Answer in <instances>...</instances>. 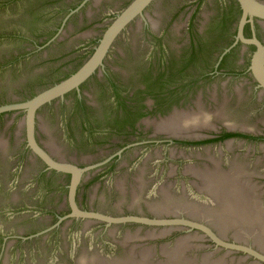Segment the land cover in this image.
Listing matches in <instances>:
<instances>
[{"label":"flooded vegetation","instance_id":"obj_1","mask_svg":"<svg viewBox=\"0 0 264 264\" xmlns=\"http://www.w3.org/2000/svg\"><path fill=\"white\" fill-rule=\"evenodd\" d=\"M132 1L29 0V9L33 14L32 20L28 23L32 33L29 40L33 46L30 53L42 54L45 60L79 56L78 49L87 48L88 45L83 36L85 31L89 28L107 26ZM257 1L264 4V0ZM48 2L60 3L57 5L55 18L51 11L43 10ZM155 16L161 19L156 20ZM243 16L244 9L240 0H153L144 11V19L140 22L141 28L145 34L151 35L157 41L164 38V35L175 36L176 44L170 46L164 42L159 53L113 51L120 36L132 31L130 30L132 26L138 24L134 21L118 36L102 65L90 77L64 97L37 110L35 126L37 143L56 160L66 161L82 169L92 166V169L83 172L77 187L75 201L80 209L112 216L166 217L167 214L151 211V206L149 211H134L129 207L116 214L90 208L87 205L90 202L91 185L96 182H100V185L108 182L107 191L115 194L109 196L111 200H117L119 203L141 202L148 207V204H154V201L163 200V195L152 186L156 179H149L146 170L149 169L150 173L156 169L163 172L167 167H171L177 171L176 177L182 175L180 174L182 171L186 176L185 171L192 167L213 166L212 158L220 162L224 170H229L231 162L238 160L240 162L238 164L248 172L249 184L255 183L257 192H261L260 200L264 206V125L260 129L250 128L232 120V116H227L229 107L236 110L235 108L241 106L246 92L253 96L251 101L264 107V86L253 69V58L259 47L255 42L244 40H255L264 46V18L248 14L241 30ZM179 23L182 24V31L176 27ZM101 37L94 39L97 45ZM96 46L83 64L92 56ZM37 74L42 73L33 75ZM66 78L48 84L45 89ZM31 97L11 100L1 105L26 101ZM46 108L51 110L68 108L67 111L71 109L72 116L77 115L78 121L75 125L71 117L67 119V127L81 149L92 151L89 156L79 161L66 160L57 158L50 152L42 140L45 134L39 130L40 113ZM208 108L212 110L208 111ZM213 112L219 113L221 120L212 123ZM10 113L12 112L1 113L0 120L9 118L6 115ZM185 113L199 115V124L203 118L212 125H204L193 130L191 127L188 132L180 134L156 131L155 123ZM17 114L16 119L21 118L20 122L15 121L18 131L11 135L10 144L0 149V211L4 208L11 210L10 215L17 212L20 203L26 199L21 193L31 189L30 185L40 187L48 194L37 201L40 208L33 216L31 215L30 228L0 227V264H10L7 257L12 247H23L14 255L16 262L20 263L29 252L30 246L44 247L53 234H62L68 226L77 225L84 231L95 223L109 227L104 221L88 223L85 219L73 215L69 196L72 174L50 167L32 149L26 125L21 124L25 112ZM76 128L79 132H76ZM236 140L251 147L245 153L241 151L235 154L227 146ZM211 143H218L220 147L214 156L208 154L206 150L210 148L208 144ZM198 146L204 151L200 156L196 154L197 149H200L196 148ZM171 147H175V155L170 153ZM181 147L185 150L180 151ZM187 149L190 150L189 153ZM125 169L127 170L121 185H118L116 180L112 181L114 174ZM188 176L190 178L182 182L184 186L182 190L187 194L185 197L199 206L213 205V197L207 191L197 189L194 183L196 177L190 173ZM150 187L153 192H148ZM50 202L52 204L48 205ZM178 215L204 223L225 244L218 243L212 235L198 228L176 229L168 236L180 233H185L184 237L195 235L194 242L198 240L197 238L205 237L210 242L208 247L213 249L214 253L225 251L222 256L226 258L233 253L237 254L232 260L236 264L244 262L264 264V259L249 249L262 255L264 251L250 241L247 242L248 239L242 240L233 234L228 235L233 231L222 236L205 219L203 221L202 218L187 213ZM120 225L128 226L129 231H132V225H139L138 230L146 233L145 228L151 227L138 223ZM151 228L154 231L164 230L161 226ZM199 232L203 234L198 236ZM183 236L173 239L177 241L176 239ZM154 237L147 238L149 239L147 241L150 242ZM133 239L125 245L111 244L118 253L124 254L123 256H104L101 260L115 261L132 256L131 246H134V254L138 258L139 252L146 248L154 252L153 260L156 256L162 255L161 249L164 246L162 243L133 245L132 241H143L146 238L138 236ZM227 244L245 247L248 250L231 248ZM197 245L199 248L203 244ZM70 263L80 264L79 260Z\"/></svg>","mask_w":264,"mask_h":264},{"label":"water","instance_id":"obj_2","mask_svg":"<svg viewBox=\"0 0 264 264\" xmlns=\"http://www.w3.org/2000/svg\"><path fill=\"white\" fill-rule=\"evenodd\" d=\"M152 1L133 0L114 20L112 18L113 21L108 24L109 26L107 25L108 27L87 29L83 36L85 37V43L88 45L86 44L87 48L81 47L78 49L79 56L45 60L42 54L33 55L30 53L33 51V46L29 40V36L32 33L28 23L32 20L33 14L29 9V0H0V105L11 100H24L26 97L36 94L26 101L0 106V114L12 112L6 115L9 118L0 120V149L2 150L10 144L11 135L18 131L15 121L20 122L21 120V118L16 119L18 118L17 113L24 111L25 117L21 124L26 125L28 141L32 149L50 167L72 174L69 196L71 207L74 211L73 215L85 219L88 223L104 221L109 226L106 228L101 223H95L90 225L86 231L81 230L77 225L68 226L62 234H53L44 247L30 246L29 252L24 255L20 263L16 262L14 255L17 252L19 253L23 247H12L7 257V260H10V264H71L70 261L73 260H79L80 264H236L232 260H234L233 256L237 254L233 253L226 258V256H222L226 253L225 251L218 252V254L214 253L213 249L208 247L210 242L205 237L197 238L198 240L194 242L195 235L184 237L185 233H180L168 236L176 229L198 228L212 235L218 243H224L204 223L195 219L182 218L178 213L191 214L193 217L209 221L222 236H226L229 231H233L228 233V235L233 234L237 239H248L247 242L250 241L264 251V206H262L260 200L261 192H257L255 183L249 184L248 172L243 166L238 164L240 163L238 160L234 159L235 161L231 162L232 165L229 170H224L220 162L212 158L214 161L213 166L206 168L192 167L185 171L186 176L182 171L180 173L182 175H178V177H176L177 171L171 167H167L163 172L156 169L150 173L149 169L146 170L149 179H156L152 186H155L156 191H160L163 195V200L154 201V204H148V207H145V204L141 202L119 203L117 200H111L109 196H114L115 194L107 191L108 182L101 185L100 182H96L91 185L89 191L90 202L87 206L90 208L103 210L109 214H116L127 210L129 207L134 211H149L151 206V211L167 214L166 217L159 218L139 215L112 216L101 212L82 210L75 201L77 187L82 174L85 170L92 169V166L82 169L66 161L56 160L36 141L37 110L47 103L64 97L65 94L78 88L90 77L102 65L107 52L118 36L134 21H137L138 24L136 23L132 26L130 29L132 31H127L120 36L113 47V51H135L141 52V54L155 51L159 53L164 42L170 46L177 43V37L168 35H164V38L160 41L154 40L151 35L145 34L141 28L140 22L141 19H144V11ZM240 2L244 9V16L240 26L241 30L248 14L264 18V4L259 3L257 0H240ZM58 4L60 3L48 2L43 7V10L51 11L54 16L57 13ZM160 19L161 17H156V20ZM42 24L45 25L46 23ZM176 27L179 31H182V24L179 23ZM100 37L101 39L97 45L94 39ZM244 40L258 44L259 48L253 58V69L264 86V46L255 40ZM95 46L92 56L83 64ZM77 68L79 69L75 73L66 78L67 75ZM34 73L42 74H37V76L33 75ZM63 78L66 79L45 89L48 84ZM252 98L253 96L250 92H246L241 106L235 108L236 110L229 107L227 116H232V120L243 123L250 128L260 129L264 125V107L255 104L254 101H251ZM67 109H44L40 113L39 130L45 134L42 140L55 157L79 161L89 156L88 154H91L92 151L81 149L76 139L70 135L71 131L67 127V119L71 117L72 123L75 125L78 118L76 119L77 115H71L70 110L72 107L71 109L69 108V111ZM211 110V108H208V111ZM213 113L214 119L212 123H215V120H221L219 113ZM198 116L189 115L188 113L176 114L170 119L155 123V129L156 131L180 134L188 132L191 127H193V130L204 125H212L203 118L201 124H199ZM77 128L76 132H79ZM208 145L210 146V148L206 149L208 154L214 156L220 148L218 143ZM227 147L233 153L238 154L241 151L245 153L251 145L241 144L240 141L236 140ZM196 148H200L196 151L198 156L204 153L201 147L198 146ZM179 150L184 151L185 148L181 147ZM169 151L173 155L176 153L174 152L175 147H171ZM189 152L190 150L187 149V153ZM126 170L118 173L119 175L114 174L112 181L116 180V183L121 185ZM189 173L196 177L194 183L197 189L205 190L213 197V205L208 207L199 206V204L196 205L191 202V199L189 200L185 197L187 194L182 190L184 187L182 182L190 178L188 176ZM151 187L148 192H153ZM30 188L21 193L26 199L20 203V208L17 212L10 215L11 210H5L4 208L0 211L1 228H30V217L38 212V208H40L37 201L48 194L40 187L30 185ZM51 204L50 202L48 205ZM171 214L174 216L170 217ZM126 223H138L141 226L148 225L151 227L161 226L164 230L154 231L153 228L146 227V233V231L140 232L138 230L139 225H132V231H129L128 226L120 225ZM202 234L199 232L197 235L201 236ZM180 235L183 237L174 241L173 237ZM138 236L140 238L144 237L146 240L132 241L133 245L162 243L164 245L161 249L163 256H156V259L153 260L154 252L150 248H146L139 252L140 257L138 258L134 254V246H131L130 253L132 256L119 258L115 261L101 260L104 259V256H123L124 254L118 253L111 244H129L128 242L131 239L134 240L133 238ZM150 237L154 238L148 242L147 240L149 239L147 238ZM161 237L163 238L161 239ZM172 241L175 243H172ZM195 243L203 244L204 246L197 248L198 245ZM227 245L231 248L248 250V248L241 246ZM24 248L27 249L28 247ZM249 251L264 259V255L251 249ZM242 264H249V262Z\"/></svg>","mask_w":264,"mask_h":264},{"label":"trees","instance_id":"obj_3","mask_svg":"<svg viewBox=\"0 0 264 264\" xmlns=\"http://www.w3.org/2000/svg\"><path fill=\"white\" fill-rule=\"evenodd\" d=\"M34 95V94H33ZM230 136V135H229Z\"/></svg>","mask_w":264,"mask_h":264}]
</instances>
